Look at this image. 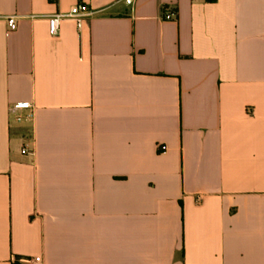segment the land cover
Instances as JSON below:
<instances>
[{"label":"crops","instance_id":"obj_1","mask_svg":"<svg viewBox=\"0 0 264 264\" xmlns=\"http://www.w3.org/2000/svg\"><path fill=\"white\" fill-rule=\"evenodd\" d=\"M0 264H264V0H0Z\"/></svg>","mask_w":264,"mask_h":264},{"label":"built area","instance_id":"obj_2","mask_svg":"<svg viewBox=\"0 0 264 264\" xmlns=\"http://www.w3.org/2000/svg\"><path fill=\"white\" fill-rule=\"evenodd\" d=\"M132 0H126L127 4H131ZM94 15V11L91 8L90 4L86 2H80L75 7H73L67 13H56L49 18V32L52 36H57L59 34L60 24L63 20L72 19L76 21L78 27L82 26V23L85 18L91 17ZM165 20H175L176 13L167 10L164 13ZM7 23L10 31H15L18 27L17 18L11 16L7 18ZM9 114L13 118L14 122L17 124H22L27 120H31L33 116V106L30 102L19 101L11 104L9 106ZM23 153L27 154L32 152L30 146L26 144L22 150ZM39 261V260H36Z\"/></svg>","mask_w":264,"mask_h":264}]
</instances>
